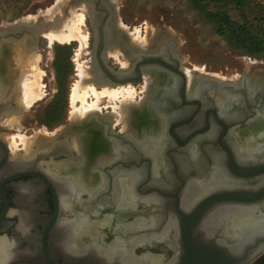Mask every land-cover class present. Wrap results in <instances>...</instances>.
Listing matches in <instances>:
<instances>
[{
    "label": "flooded vegetation",
    "instance_id": "obj_1",
    "mask_svg": "<svg viewBox=\"0 0 264 264\" xmlns=\"http://www.w3.org/2000/svg\"><path fill=\"white\" fill-rule=\"evenodd\" d=\"M32 29L5 28L0 40L27 34L35 46L40 30ZM122 42L127 45L126 37ZM175 43L162 41L163 64L148 71L156 81L149 96L152 113L139 132L123 131L112 112H97L82 131L83 156L66 140H56L48 154L13 153L3 122L17 112L20 92L8 82L0 98V243L7 250L0 264H185L189 247L220 251L234 264L263 251L248 264H264V117L223 136L212 100L200 110L180 108L179 73L186 69ZM167 110L170 116H159ZM208 120L212 132L196 134ZM48 163L80 170L83 180L76 172L58 174ZM220 195L225 200L196 222L201 205ZM189 219L196 224L193 245L187 246Z\"/></svg>",
    "mask_w": 264,
    "mask_h": 264
},
{
    "label": "rangeland",
    "instance_id": "obj_2",
    "mask_svg": "<svg viewBox=\"0 0 264 264\" xmlns=\"http://www.w3.org/2000/svg\"><path fill=\"white\" fill-rule=\"evenodd\" d=\"M72 1L0 0V23L9 24L8 28H18L11 24L23 18L36 17L40 14L48 16L51 12L60 15L59 18L62 16V19H58L60 23L62 20L71 17V14H73L72 17L84 16V20L80 24L81 35L85 38L84 44L79 39L70 43L50 42L45 37L48 28L45 29L44 26L42 29L40 28V34H37L36 45L32 48H35L40 56L39 68L42 74L40 85L42 86L39 89V99L30 107L29 121L32 123V128L11 129L6 131L7 134L5 135L12 150V140L13 137L15 138L18 144V148L15 150L17 153H24L19 139L20 136L32 137L37 131H46L52 134L70 126L74 110L73 93L76 85L81 80L80 71L83 69L91 73L95 30L91 25L90 12L84 7L85 3L84 5L75 6L71 4ZM115 5H117L115 7L116 21L120 19L135 37L138 36L139 32L140 38H149L153 30L159 32L162 28L175 36L178 39L177 53L180 55L186 71H189L193 76L210 74L219 78L223 77L226 81L240 79L247 73L264 74V55L249 56L227 34L219 32L205 14L195 11L191 0H116ZM55 8L58 11L61 10L59 12L63 11L64 14H59L58 11L53 12ZM228 10L233 20L246 23L251 30L259 25L264 26V0H250L249 5L241 10H236L234 7H228ZM210 11H214L212 6ZM127 35L125 34L128 40ZM21 37L25 39L28 36L23 34ZM116 39L119 38H114V41ZM18 40L9 39L8 42H18ZM0 43L4 44V40H0ZM110 55L107 48V65L114 70H117L120 66L123 67L127 63L124 56H120L119 61ZM11 62L12 56L10 55L9 63ZM28 80L31 81L32 78ZM146 82L147 80L144 77L142 82L130 84L135 90L134 100L136 103L143 102ZM90 84L98 92L101 91L102 86H96L93 82ZM123 87L125 90L123 91L124 97H119L113 101L103 98L98 104L99 110L97 112L102 113L108 111L113 114V107H118L116 109L118 114H113V123L114 119L118 123L122 122L120 120L122 112L119 106L121 101L125 97L127 98L128 85ZM61 91H63V94H61ZM20 97L21 92L16 97L18 105ZM93 97L92 93L88 96L86 106L95 102V97ZM81 106V102L75 103L76 108ZM48 111H52V115H48ZM93 124L95 125V123ZM240 135L242 136V134Z\"/></svg>",
    "mask_w": 264,
    "mask_h": 264
},
{
    "label": "bare ground",
    "instance_id": "obj_3",
    "mask_svg": "<svg viewBox=\"0 0 264 264\" xmlns=\"http://www.w3.org/2000/svg\"><path fill=\"white\" fill-rule=\"evenodd\" d=\"M115 2L116 0H109V3L112 4L113 6ZM81 5H84V3ZM116 6L117 5H115L114 8ZM84 7L86 8L87 11L90 12L91 15V7L86 3ZM56 11H58L56 10V8L53 9V12ZM60 13H63V11L59 12V14ZM71 15L73 16V14ZM72 16L62 21L60 20L61 21L60 23L58 19H62V16L61 18H59L60 15L53 14L51 12L48 16H43L40 14L36 17H28V18L26 17L19 21L14 22L11 25L18 28H26V29L36 28V30L43 28L44 26L45 29L48 28V32L46 33L45 37L48 38L50 42L57 41L60 43H70L74 40L79 39L82 42V44H84L85 38L81 35V28H80V24L83 22L84 16L83 15L79 17H72ZM115 23H116L115 24L116 28L123 35L117 36L116 38L119 39H116L115 41L113 40L109 44L111 46L108 45L109 47L107 46V48L109 54H111L115 59L119 60L120 56H124L127 59L126 61L127 63L125 62L126 64L123 65L124 69L131 67L135 59L137 60L136 56L133 54L134 51L154 52L156 50L161 30H159V32L153 30L152 35L149 38L147 37L140 38L139 32L137 37L132 35L131 32L121 22L120 19H118V21H116ZM9 26H10L9 24L0 23V31L5 28H8ZM125 34H128L127 45H124L123 42H121L122 39L125 40L126 37ZM14 41L4 44L0 43V98L3 97L6 91L8 90L9 88L8 82L13 81L17 89L21 92V97L18 105L19 108L16 113H13L6 119V121H4L3 126L9 130L11 129L23 130V129H28L29 127L32 128V123H30L29 121L30 120L29 112H30V107L40 97L39 89L40 86H42L40 85V79L42 74L39 68L40 56L35 50V48L34 49L32 48L29 39L22 38L21 41L20 39L18 40V42H14ZM10 55L12 56L11 63H9ZM86 71H84L83 69L80 71L81 80L76 85V87L74 86L75 87L73 93L74 110L73 113L71 112L72 113L71 127L69 129L62 128L52 134L46 131H37L32 137L20 136L19 139L23 146L24 157L28 158L35 155L36 152H38L39 150H43L44 148H46V146L49 143L56 140H64V141L66 140L76 153L83 156L85 134H83L82 131L86 126L87 121L91 116H97V114L95 113L99 110L98 104L100 101H102L103 98H108L113 101L119 97H124L125 95L123 91L125 90L123 85H128V89L126 92L127 98L125 97V99L121 101L119 106V109L122 112L120 114V120L123 122V130L124 131L131 130L135 134H137L139 132L140 123L143 122L144 119L150 117L152 111L150 109L149 96L150 94H152L151 91L154 89L153 88L154 84H156L155 75L153 74V72H148L150 70L143 72V75L147 80L145 84V97L143 99V102L136 103L134 100L135 90L130 85L132 83L118 84V85L103 84L101 85L102 86L101 91L98 92L97 89L90 84L92 82L93 84H95L92 78V74L89 71L87 72ZM186 74H187L186 76L188 79L189 89L193 91V86L196 82V79L200 76H197L195 78L189 71H186ZM253 75L256 78L259 77V75L257 74H253ZM204 77L225 81L223 77L219 78L212 76L210 74L209 75L205 74ZM30 78H32L31 81L28 80ZM95 85L98 86L97 84ZM91 93L95 97V102L86 106L87 98L88 96H90ZM76 102H81L82 106L80 108H76L75 107ZM117 108L116 106L113 107L114 115L118 114L116 111ZM239 133H242V130H239ZM12 141H13L12 151L13 153H16L15 150L18 148V144L14 137ZM48 166L59 172L58 174L67 173V172H72V173L76 172L78 178L81 179V181L83 180L82 173L80 170L69 169L67 166L62 164L48 163ZM83 226H81V228H83ZM6 253L7 250L5 244L0 243V260H3V258L6 257Z\"/></svg>",
    "mask_w": 264,
    "mask_h": 264
},
{
    "label": "water",
    "instance_id": "obj_4",
    "mask_svg": "<svg viewBox=\"0 0 264 264\" xmlns=\"http://www.w3.org/2000/svg\"><path fill=\"white\" fill-rule=\"evenodd\" d=\"M83 3H86L91 7L90 20L91 25L95 30V44L91 74L93 76L94 83L98 86L103 84H136L143 78V72L154 70L158 65L163 64L158 54L160 47L162 46V41L168 38H174L176 40L175 44L178 46V39L171 35L165 28H162L157 48L153 53L134 51L133 54L139 61L130 70L116 71L107 65L106 52L107 46L114 40V38L123 35L115 26V22L117 20L115 8L109 3V0H73L71 2V4L75 6ZM32 31L35 32L36 28L32 29ZM5 35H7L6 32L0 33V37H4ZM179 74L182 77V104L180 108L197 105L200 110L203 108L207 98L212 100L215 106L213 113L218 123L223 127V136L231 130L237 131L258 115H262L264 117V99L262 98V95L264 94V74L259 75L257 78L253 74H244L238 83L200 76L196 79L191 93L188 92V79L185 71H180ZM261 102L263 103V106L260 111H257ZM245 108H248V110L251 111L250 115L245 112ZM197 113H193L191 115V119L186 121L184 124H189ZM158 114H160L159 116L164 117L170 116L172 112L167 110L164 114ZM209 114L210 113L208 111L206 113V117H209ZM223 116L229 117L230 122L221 120V117ZM96 117H99V115ZM179 125L181 124L176 126ZM212 128V124L208 120L205 127L196 134L204 136L212 132ZM54 142L55 141H52L46 146V148L39 151L43 154H48ZM260 172H264V167L260 170ZM225 198L226 195L208 198L201 205V211L198 210L199 213L198 211L195 212V214L198 215V221L196 222H200L203 219V214L210 211L211 207L217 203V201L221 199L225 200ZM188 221L190 222V225H187V228L185 229L186 233L184 234V238L185 244L190 246L193 245L190 231L194 229V224L196 223L190 219ZM192 222H194V224ZM190 248L191 247H189L185 252V264H234V260L230 256L220 251H213L209 248L200 250ZM262 253L263 251L256 252V254L250 257V259H248L245 263H251L256 256Z\"/></svg>",
    "mask_w": 264,
    "mask_h": 264
},
{
    "label": "trees",
    "instance_id": "obj_5",
    "mask_svg": "<svg viewBox=\"0 0 264 264\" xmlns=\"http://www.w3.org/2000/svg\"><path fill=\"white\" fill-rule=\"evenodd\" d=\"M250 0H191L195 11L205 14L222 34L241 47L249 56L264 55V26H256L251 30L246 23L233 20L230 17L228 7L241 10L248 6ZM214 11H210V7ZM63 94V91H61ZM52 115V111H48Z\"/></svg>",
    "mask_w": 264,
    "mask_h": 264
}]
</instances>
